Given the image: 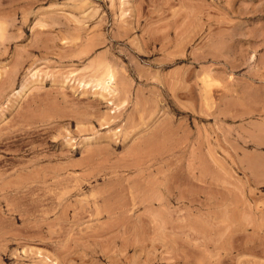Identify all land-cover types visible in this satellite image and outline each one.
Here are the masks:
<instances>
[{
    "label": "rangeland",
    "instance_id": "rangeland-1",
    "mask_svg": "<svg viewBox=\"0 0 264 264\" xmlns=\"http://www.w3.org/2000/svg\"><path fill=\"white\" fill-rule=\"evenodd\" d=\"M0 264H264V0H0Z\"/></svg>",
    "mask_w": 264,
    "mask_h": 264
},
{
    "label": "bare ground",
    "instance_id": "bare-ground-1",
    "mask_svg": "<svg viewBox=\"0 0 264 264\" xmlns=\"http://www.w3.org/2000/svg\"><path fill=\"white\" fill-rule=\"evenodd\" d=\"M109 78L111 81H114L115 80V77L113 75V73L109 74ZM104 82V81H103ZM100 83H102V80L100 81ZM103 84V83H102ZM112 208V207H111Z\"/></svg>",
    "mask_w": 264,
    "mask_h": 264
}]
</instances>
